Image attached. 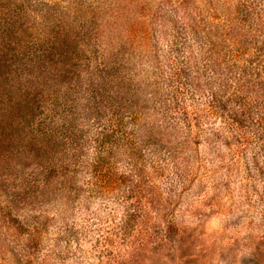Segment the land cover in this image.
<instances>
[{"label": "rangeland", "instance_id": "1", "mask_svg": "<svg viewBox=\"0 0 264 264\" xmlns=\"http://www.w3.org/2000/svg\"><path fill=\"white\" fill-rule=\"evenodd\" d=\"M229 18L264 61V0H0V264H264V152L208 107Z\"/></svg>", "mask_w": 264, "mask_h": 264}, {"label": "trees", "instance_id": "2", "mask_svg": "<svg viewBox=\"0 0 264 264\" xmlns=\"http://www.w3.org/2000/svg\"><path fill=\"white\" fill-rule=\"evenodd\" d=\"M226 20H228L226 21L227 24L223 25L225 30L224 36L217 39V42L214 41L215 48L209 45L207 49V52L210 54L207 53V62L209 63L215 85V87H213L214 89L209 92L208 107L210 106L216 109V112L221 115H223V112L228 111L227 116L232 122L236 124H245V126L251 128L253 132L255 131L259 140V147L262 152H264V61H262L263 58L259 56L261 47L259 43L249 40L243 32H240V29L236 27L234 23L230 24L229 22L233 20L232 18ZM12 57L13 56L10 54L9 58L12 59ZM4 58L5 56L3 55L0 57V60ZM106 67L107 65L101 61L99 64L95 63L96 69L105 70ZM17 88L18 86L16 87V91ZM115 111H117L116 115L118 119L121 120L119 109L116 108ZM68 112V106L63 104V115H66ZM132 112L133 111H131V113ZM183 114L185 118V113ZM94 119L97 121L96 126L99 125L98 128L96 127L95 129V131L98 129L96 133L94 129L92 131L94 135L96 134L93 138L87 136V134H89V128H83L81 126L80 129H77V127L67 125L64 122L63 130H61V132L63 131V143L72 144L74 142L73 139H75L73 136L76 134L75 131H79L83 139L87 141V145L89 143L90 146L94 140L102 136L101 129L103 120L101 117H95ZM7 122H9V120L5 123ZM5 123L3 124L5 125ZM121 123V121L120 123H116V134L125 133L121 128ZM28 124V130L31 131L33 124L29 122ZM38 124H40L39 128L43 133L49 131L53 132V130H55L51 128V126H47L48 124L42 125V127L41 123L38 122ZM132 124V126H135L134 123ZM186 124L189 127V120ZM0 127H2L1 124ZM132 130L134 131L135 128ZM145 141L149 142V139L147 138ZM77 145L81 148L80 144H75L74 147L72 145L70 146L76 148ZM132 145L135 147L140 146L134 142ZM80 148L78 149L80 150ZM129 150L134 151L133 148H129ZM15 151L19 152L18 150ZM130 154H132L130 155L131 160H128L127 163H129V166L135 173L132 161V159H134V157H132L134 152ZM93 161L95 164L99 162L98 159H94ZM94 163H90V165L93 166ZM21 224L27 226L29 223L21 221Z\"/></svg>", "mask_w": 264, "mask_h": 264}]
</instances>
